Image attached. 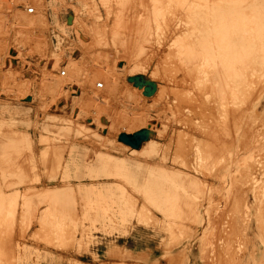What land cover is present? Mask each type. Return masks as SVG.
Instances as JSON below:
<instances>
[{
  "label": "rangeland",
  "instance_id": "1",
  "mask_svg": "<svg viewBox=\"0 0 264 264\" xmlns=\"http://www.w3.org/2000/svg\"><path fill=\"white\" fill-rule=\"evenodd\" d=\"M160 4H164L166 18L160 19L161 25L157 27L153 9ZM174 4L184 3L179 0ZM167 5L166 0H0V40L8 41L7 47L0 44V100L13 109L25 108L19 114L0 113V139L4 142L0 150L11 149L23 155L31 180V189L0 193V264H264V178L259 174V168L264 166V49L258 52L249 48L250 58L261 61L260 71L246 95H237L236 107L242 115L233 112L231 116V172L215 182L211 215H183L181 223L176 217V223L166 227L162 215L140 216L127 211V203L114 192L72 197L62 188L45 195L38 187L43 165L52 175L61 172L67 163L71 169H78L74 173H83L85 168L74 165L112 166L129 157L132 149L123 151L120 146L123 133H84L74 125L53 120L50 131L44 130L45 114L71 117L69 108L62 113L53 110L65 101L64 97L42 102L43 94L50 89L46 86L47 76L64 84L68 98L77 97L79 104L89 108L92 115L76 123L86 124L87 128L88 119L98 113L126 122L140 115L159 114V129L171 121L166 118V109L155 101L156 92L163 85L161 70H157L155 63L164 38L168 44L190 32L184 27L186 19L169 13ZM234 5L240 6L233 8L235 16L240 15L234 26L242 20L243 28H249L246 35L264 40V0L260 4ZM30 7L35 13H28ZM21 16L41 23L32 29L28 41L44 44L46 49L40 53L20 46L18 64L13 61L11 67H6L9 52L18 47L17 32L25 28L19 20ZM213 18L212 14H201L196 20L198 25H205L207 19ZM175 25L178 30L165 37V29ZM94 33L108 42V48L103 50L105 55L95 49L91 36ZM116 50L134 53L141 71L127 76L119 72L118 87L108 90L105 80L95 72L105 69L107 58L113 61L120 56ZM112 61L108 66L114 67ZM120 65L116 64L117 70ZM74 66L80 72H72ZM62 70L66 71L65 77L60 75ZM78 75L86 78L78 86L80 92L74 95L70 88ZM100 82L103 88L97 87ZM142 83V99L130 96L137 87L142 88ZM147 88L154 92L146 94ZM144 131L149 139L159 133L151 130L149 123ZM162 145L166 147V140ZM202 145L205 149L206 144ZM113 159L116 162L110 164ZM214 162L223 170L220 155ZM224 186L229 187V200L225 199ZM201 199H192L190 203ZM78 202L83 210L75 213L73 208ZM258 230L262 257L257 261L244 259L254 250ZM111 250H116L115 254L110 255Z\"/></svg>",
  "mask_w": 264,
  "mask_h": 264
},
{
  "label": "bare ground",
  "instance_id": "2",
  "mask_svg": "<svg viewBox=\"0 0 264 264\" xmlns=\"http://www.w3.org/2000/svg\"><path fill=\"white\" fill-rule=\"evenodd\" d=\"M32 1L37 3L38 0ZM176 1L179 0H166L167 10L186 19L184 27L190 33L185 37L171 39L168 44L164 38L165 43L157 55L155 65L157 70H161L163 85L157 90L155 101L158 106L166 109V118L171 120L166 122V126L161 125L160 129L163 131L156 128L161 120L159 114L155 117L140 115L126 122L119 117L110 119L97 112L98 114H93V117L88 119L89 128L86 124H76L92 115L89 108L79 104L77 97L68 98L64 84L47 76L46 86L50 89L43 94L42 102H52L54 97H64L65 101L54 106L53 110L55 113H62L69 108L68 114L71 117L45 114L42 125L44 130L50 131L53 120L74 125L80 129L79 132L84 133L106 130L133 135L144 130L148 123L151 130L159 133L155 138L145 141L140 150L132 148L130 156L125 157L122 162L115 163L116 160L113 159L110 164H115L112 166L106 163L76 164L74 167L79 166L86 171L74 173L78 169H71L72 166L67 163L61 172L52 175L48 173V167L43 165L38 174V187L45 195H52L51 191L58 188H62L65 194L69 193L72 197L84 193L114 192L113 195H118L127 203V211L140 216L162 215L166 219V227L176 223V217L181 223L183 215L196 214L205 217L214 211L210 204L215 182L221 175L230 176L231 172L230 160L234 144L231 116L233 112L242 115V110L236 107L238 96L246 95L258 77L257 72L260 71L261 61L250 58L249 48L258 52L264 49V40L246 35L249 28H243L242 20L234 26L235 19H239L240 15L235 16L233 8L240 6L233 4H260V0H183L184 4H174ZM163 6L164 4H160L153 9L157 27L161 25L160 19L166 18ZM245 7L243 10L246 13L248 6ZM201 14L203 17L212 14L214 18L211 21L207 19L205 25H198L196 17ZM19 20L25 28L17 32L19 39H16L15 44L18 50L9 52L10 58L15 60V65L18 64L16 61L21 59L20 46H23L24 50L40 53L46 49L44 44L28 41L32 36V29L41 23L29 20L26 16H21ZM176 27L177 25L165 29V37L166 34L175 33L178 30ZM250 31L252 32L251 29ZM91 36L95 49L100 50V55L104 54L103 50L108 48V42L98 38L96 33ZM4 39L0 40V44L7 47L8 41ZM116 55L120 56L113 61L107 58L105 69L95 72L105 80L108 90H116L118 87L119 72H124L123 76H127L141 71L138 65L140 62L134 53L122 50V53L117 51ZM59 60L56 59L57 63ZM111 61L114 67L108 66ZM118 62L121 64L120 70L115 67ZM26 65L30 69L31 66L28 63ZM6 67H11V63L7 61ZM74 71L80 72L76 66L73 67L72 72ZM10 76L9 74L8 77ZM85 78L79 75L75 78L76 81L70 88L74 95L80 92L78 86ZM142 85V88L137 87V90L130 92V96L142 99V93L145 91L144 84ZM20 111L25 112V108L13 109L0 100V113L19 114ZM70 118L74 120H69ZM164 140L166 147L162 145ZM203 142L206 144L205 149ZM3 144L0 139V146ZM120 146L123 151L130 148L122 142ZM0 153V193L31 189L28 184L31 181L29 166L24 164L26 158L15 154L11 149H4L2 152L0 150ZM219 155L224 161L223 170L214 162L218 160ZM121 169L126 171L122 172ZM259 169V174L264 178V166ZM223 192L225 199L229 200V187L224 186ZM197 198L202 199L198 203H190L192 199ZM225 206L228 208L230 201L225 202ZM82 210L81 204L75 203L73 211L77 213ZM117 210L119 207L114 211ZM257 238H261L259 230L256 233V242L253 243L254 250L245 255L244 259H261L262 251ZM115 252L116 250H111L109 254L113 255ZM234 253L231 249V254Z\"/></svg>",
  "mask_w": 264,
  "mask_h": 264
},
{
  "label": "water",
  "instance_id": "3",
  "mask_svg": "<svg viewBox=\"0 0 264 264\" xmlns=\"http://www.w3.org/2000/svg\"><path fill=\"white\" fill-rule=\"evenodd\" d=\"M146 92H148L146 94H151L154 92V89L147 88ZM148 139V134L144 130L133 135L121 134L119 137L120 142L130 146L133 149H139L142 143L148 141Z\"/></svg>",
  "mask_w": 264,
  "mask_h": 264
},
{
  "label": "built area",
  "instance_id": "4",
  "mask_svg": "<svg viewBox=\"0 0 264 264\" xmlns=\"http://www.w3.org/2000/svg\"><path fill=\"white\" fill-rule=\"evenodd\" d=\"M27 11H28V13H35V9H34L33 7L28 8ZM8 58H9V59H6V64H7V61L10 62L11 64L13 63V61L15 62V60H12V59L10 58V55L8 56ZM60 75H61L62 77H65V76H66V71H65V70H62V71L60 72ZM97 87H98V88H103V83H101V82L98 83V84H97Z\"/></svg>",
  "mask_w": 264,
  "mask_h": 264
}]
</instances>
